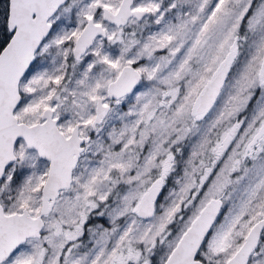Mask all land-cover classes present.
Wrapping results in <instances>:
<instances>
[{"label":"snow or ice","instance_id":"obj_1","mask_svg":"<svg viewBox=\"0 0 264 264\" xmlns=\"http://www.w3.org/2000/svg\"><path fill=\"white\" fill-rule=\"evenodd\" d=\"M0 264H264V0H0Z\"/></svg>","mask_w":264,"mask_h":264}]
</instances>
